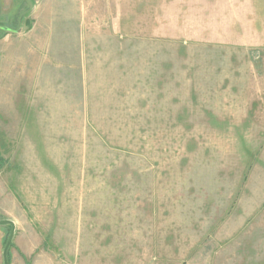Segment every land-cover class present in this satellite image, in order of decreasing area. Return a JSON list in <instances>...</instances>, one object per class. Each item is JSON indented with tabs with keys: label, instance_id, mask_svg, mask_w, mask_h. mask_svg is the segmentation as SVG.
<instances>
[{
	"label": "rangeland",
	"instance_id": "1",
	"mask_svg": "<svg viewBox=\"0 0 264 264\" xmlns=\"http://www.w3.org/2000/svg\"><path fill=\"white\" fill-rule=\"evenodd\" d=\"M4 250L264 264V0H0Z\"/></svg>",
	"mask_w": 264,
	"mask_h": 264
},
{
	"label": "water",
	"instance_id": "2",
	"mask_svg": "<svg viewBox=\"0 0 264 264\" xmlns=\"http://www.w3.org/2000/svg\"><path fill=\"white\" fill-rule=\"evenodd\" d=\"M6 223L9 224V225L12 227V224H11L10 222H6ZM12 228H13V227H12ZM12 233H13V232H11V235H10V238H9L7 244L9 243V241H10V239H11V237H12ZM3 259H4V264H8L7 259H6V250H4V252H3Z\"/></svg>",
	"mask_w": 264,
	"mask_h": 264
}]
</instances>
